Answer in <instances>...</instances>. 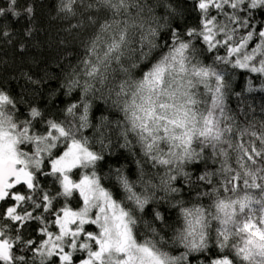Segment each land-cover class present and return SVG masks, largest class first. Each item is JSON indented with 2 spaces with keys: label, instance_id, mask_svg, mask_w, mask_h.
<instances>
[{
  "label": "snow or ice",
  "instance_id": "snow-or-ice-1",
  "mask_svg": "<svg viewBox=\"0 0 264 264\" xmlns=\"http://www.w3.org/2000/svg\"><path fill=\"white\" fill-rule=\"evenodd\" d=\"M189 3L173 26L159 0H57L82 54L44 108L0 85V264H264V103L245 98L264 93V0ZM22 76L42 97L47 80Z\"/></svg>",
  "mask_w": 264,
  "mask_h": 264
},
{
  "label": "trees",
  "instance_id": "trees-1",
  "mask_svg": "<svg viewBox=\"0 0 264 264\" xmlns=\"http://www.w3.org/2000/svg\"><path fill=\"white\" fill-rule=\"evenodd\" d=\"M56 2L57 0H18L20 11L22 12L20 17L13 18L10 14L7 18L0 17V23L8 25L11 31L10 38L12 39V43L9 44L7 39L0 37V85L10 90L14 95H25L27 99L33 100L42 108L47 105L49 93L59 87L68 64L75 63L82 54L80 38H83L84 34L81 33L80 38H74L76 30H73L72 36L63 31L67 27L68 22L57 15ZM149 2L154 5L157 4V0H149ZM29 3L34 7V14L31 19L23 13V7H26ZM165 3L172 4L177 8L179 13H182V15L169 17V23L173 26L194 22V14L189 11L191 8L189 0H159L158 6L155 7V12L160 18V24L165 23L164 17L168 15L166 8L163 6ZM0 6L6 7V0H0ZM259 16L264 17V13H260ZM72 22L74 23L75 20ZM29 27L33 29L32 34L25 36L24 33ZM60 38H65L66 43L63 45L59 44ZM158 42L161 44L167 42V30L161 31ZM21 44L24 45L22 51L20 49ZM161 50L166 51L167 49ZM24 72H27L33 78L44 77L47 80V83L41 88L42 97L39 95L33 96L30 92L26 93L24 91L31 87L22 76ZM243 83V77L238 72L234 82L235 91H240ZM254 84L259 86L260 81L258 79L254 80ZM245 98L248 103L257 109L256 115L259 117V107L261 103H264V93H246ZM67 100L68 98L61 92L55 97L54 105H48V107L62 108ZM237 104L238 101L235 97L229 98L228 105L230 108L235 110ZM21 113L26 114V107L23 105L21 106ZM116 151L117 156L109 157L113 166H119L117 164V157L123 152V150L118 148ZM124 155H127V153H124ZM119 163L127 164L128 169L133 172L135 171V164L130 157L127 160L121 159ZM107 171L108 167L105 165L103 172ZM185 198H187L186 194ZM153 206L155 205L147 207L145 211L150 213ZM161 211L166 214L170 212L167 206L163 204H161ZM143 218L149 221L152 220L150 215H143ZM172 219H174V214L169 215V220L171 221ZM155 226L160 228V222H155ZM140 229L143 230L142 224L140 225ZM89 230L92 229L90 228Z\"/></svg>",
  "mask_w": 264,
  "mask_h": 264
}]
</instances>
